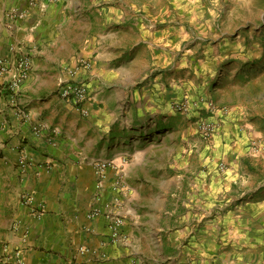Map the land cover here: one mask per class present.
<instances>
[{
	"label": "crops",
	"instance_id": "1",
	"mask_svg": "<svg viewBox=\"0 0 264 264\" xmlns=\"http://www.w3.org/2000/svg\"><path fill=\"white\" fill-rule=\"evenodd\" d=\"M222 1L0 0V14L17 13L0 26V57L30 56L33 64L15 97L0 82V264H264V183L252 186L250 176L238 181L239 163L254 160L245 150L252 132L240 125V114L217 103L221 88L209 94L221 107L209 119L213 139L185 165L193 168L191 158L197 159L202 181H193L175 209L164 201L137 212L135 190L128 186L131 194L121 197L112 190L115 171L99 183L92 165L119 157L136 133L120 124L113 131L104 94L122 99L113 88L136 77L141 62L147 82L142 97L131 92L127 126L158 131L176 100L164 88L177 76L172 63L187 45L199 48L194 41H204L208 29L220 31L215 23L226 11L215 6ZM180 23L188 28L176 27ZM212 45L206 67L226 59L227 34H217ZM81 60L90 67L82 68ZM77 67L91 96L87 118L56 94L58 82ZM203 76L221 77L215 67ZM95 210L100 214L92 217ZM117 219L121 226L114 231Z\"/></svg>",
	"mask_w": 264,
	"mask_h": 264
},
{
	"label": "rangeland",
	"instance_id": "2",
	"mask_svg": "<svg viewBox=\"0 0 264 264\" xmlns=\"http://www.w3.org/2000/svg\"><path fill=\"white\" fill-rule=\"evenodd\" d=\"M220 6L223 7L222 11H226V14L220 15L221 18L218 17L219 21L215 23L220 31L208 29L209 35L203 37L204 41H194L195 36L190 35L192 41L199 43L200 47L192 49V45H187L179 59L172 63L173 66L178 64L177 76L175 79L167 80L164 88L172 90L176 100L168 104L164 113L168 120L158 126V129L160 128L158 131L154 127L149 130L143 129L147 131L145 135L137 126L133 127L131 123L127 126L128 113L134 106L130 103L131 92L138 91L142 97L141 90L147 82L145 80L147 73L143 72L141 62L138 61L139 63L136 64L135 79L122 80L118 84L119 87L113 88L119 92L122 99L104 94V101L111 111L109 113L114 114L113 131H117V126L120 124L127 127L129 132L135 130L136 133L130 135L128 144L125 143L120 148L119 157L101 161L109 165L108 174L115 171L116 175L113 177L115 185L119 173L116 167L118 164L116 162L115 166L113 161L127 158L129 166H126L124 174L119 178V192L114 188L112 190L121 197H126L131 194L127 187L133 188L136 194V209L139 213L148 210L146 205H151L150 210H153L152 207L164 201L175 209L178 197L181 198L185 192H191L190 185L193 181L200 182L199 165L196 169L194 164L197 159L191 158L193 168H187L185 165L191 153L194 154L199 147L202 150L205 144L213 139L214 133L208 140L204 138L203 128L211 124L209 119L221 108L217 106L218 104L227 105V111L233 110L234 113L240 114L243 118L240 125L244 130L252 132L251 141L245 150L249 159H254L250 161L253 166L246 162L239 163L242 173L238 181L247 183L250 176L252 186L264 183V0H227V2L222 1L215 8L218 9ZM14 16L15 12L12 10L0 14V26L8 25V21L15 19ZM210 18L207 13L205 20ZM166 24L163 22L160 26ZM176 27L188 28L182 23ZM197 32L194 31L195 34ZM221 33L227 34L226 59L221 65L208 66L215 67L219 71V77L221 76L217 82H214V79L203 76L208 69L205 64L206 52L209 46H214L212 44L216 35L220 36ZM199 68H205L204 74L197 76L195 70ZM168 69L165 67L163 70ZM57 88L58 85L56 87L58 95ZM215 88L222 89L217 92L218 104L214 97L209 95L215 93ZM207 103H213V111L207 109ZM177 105H180L182 110H177ZM135 120L138 118L135 117ZM174 127L176 130L173 132ZM232 166L234 165H229V168ZM251 167L256 168V173H251ZM186 168L188 172L185 171ZM243 185H240V188ZM164 190L169 192L167 197H163ZM231 194L235 201L238 194L235 190Z\"/></svg>",
	"mask_w": 264,
	"mask_h": 264
},
{
	"label": "built area",
	"instance_id": "3",
	"mask_svg": "<svg viewBox=\"0 0 264 264\" xmlns=\"http://www.w3.org/2000/svg\"><path fill=\"white\" fill-rule=\"evenodd\" d=\"M17 13H15L14 18L16 19ZM82 68L87 69L90 67V64L85 61L81 60L80 64ZM81 68V67H80ZM77 67L75 70L68 71V77L66 79H61L58 84L57 93L60 96V98L64 101H66L72 109L77 111L79 115H81L83 118H87L89 116V109H88V103L90 102V94L88 86L78 80V70L80 69ZM33 69V64L30 57H20V58H14V61L9 60L4 57H0V82L2 83V86L6 88V90L10 93L12 97H15L18 92L20 91L21 87L29 77L31 71ZM177 110H182V107L180 105L176 106ZM207 109L210 111L214 110L213 103H207ZM43 127L38 126L34 128V132H36L37 135L41 136ZM204 132V138L208 140L211 138L212 133H214V127L211 124L205 125L203 128ZM53 134H56V131H53ZM53 137L49 139L50 143H54L52 140ZM120 160V161H119ZM114 160L113 164L117 162L118 173L117 174V182L114 185V190L118 191V188L120 186L119 178L122 176L125 172L126 166H128V160L127 158ZM93 167L97 169V172L99 174L100 182L102 183L107 175L108 166L106 163H103V161H94ZM225 169V167H223ZM25 201L28 206H31V203L33 201L32 197L29 195L25 196ZM108 205H106L105 208H107ZM100 211L95 210L92 212V217L99 216ZM121 226V219H117L112 222V228L114 231H117L119 227Z\"/></svg>",
	"mask_w": 264,
	"mask_h": 264
}]
</instances>
